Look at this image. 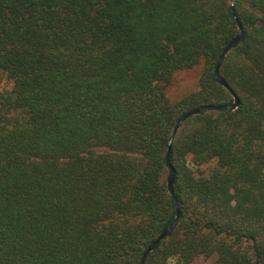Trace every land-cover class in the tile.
I'll list each match as a JSON object with an SVG mask.
<instances>
[{"label": "trees", "instance_id": "trees-1", "mask_svg": "<svg viewBox=\"0 0 264 264\" xmlns=\"http://www.w3.org/2000/svg\"><path fill=\"white\" fill-rule=\"evenodd\" d=\"M0 0V264H264V0ZM238 20H236V18ZM197 85L169 96L180 74Z\"/></svg>", "mask_w": 264, "mask_h": 264}, {"label": "water", "instance_id": "water-1", "mask_svg": "<svg viewBox=\"0 0 264 264\" xmlns=\"http://www.w3.org/2000/svg\"><path fill=\"white\" fill-rule=\"evenodd\" d=\"M230 3L232 5L233 11H234V0H230ZM236 18V16H235ZM237 20V18H236ZM238 22V20H237ZM239 26V33L238 35L230 42V44L227 46V48L224 50L218 65L216 67V71H215V79L216 81L222 85L224 88H226L228 91H230L233 96H234V103L231 105H221V106H207V107H203V108H199L196 110H193L192 112H189L188 114H186L174 127L173 133H172V137L168 146V153H167V166H168V170H169V174H168V188L170 190V193L172 194V196L175 198V205L177 208V217L175 219V221L173 222V224L168 227L159 237L158 239L145 251V253L143 254V257L141 259L140 264H145L146 260L148 258V256L160 245V243L162 241H164L166 238H168L172 232L175 230V228L178 225V222L181 218V209L178 203V200L176 198V190H175V177H176V172L174 167L171 165L170 162V156H171V144L172 142L175 140L178 132L181 130L182 126L186 123L187 120H189L190 118L194 117V116H199V115H203L209 112H215V111H234L236 109L239 108L240 106V99L238 98V96L234 93V91L231 89L230 84L225 80V78L220 74V69H221V65L223 63V61L225 60V58L228 56V54L236 49L241 42L244 39V34H243V30L241 25L238 23Z\"/></svg>", "mask_w": 264, "mask_h": 264}, {"label": "rangeland", "instance_id": "rangeland-1", "mask_svg": "<svg viewBox=\"0 0 264 264\" xmlns=\"http://www.w3.org/2000/svg\"><path fill=\"white\" fill-rule=\"evenodd\" d=\"M197 71L189 72L186 74H179L176 80L169 88V96L175 98L182 95L184 92L193 90L197 85ZM11 89V84L8 81H4L1 86V91ZM194 264H213L212 261H206L205 259L197 260Z\"/></svg>", "mask_w": 264, "mask_h": 264}]
</instances>
